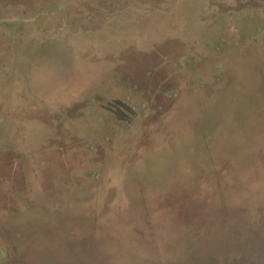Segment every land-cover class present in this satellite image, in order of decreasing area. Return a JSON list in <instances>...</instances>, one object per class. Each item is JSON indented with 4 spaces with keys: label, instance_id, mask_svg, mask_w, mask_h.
I'll use <instances>...</instances> for the list:
<instances>
[{
    "label": "rangeland",
    "instance_id": "1",
    "mask_svg": "<svg viewBox=\"0 0 264 264\" xmlns=\"http://www.w3.org/2000/svg\"><path fill=\"white\" fill-rule=\"evenodd\" d=\"M39 225L85 264H264V0H0V264Z\"/></svg>",
    "mask_w": 264,
    "mask_h": 264
},
{
    "label": "flooded vegetation",
    "instance_id": "2",
    "mask_svg": "<svg viewBox=\"0 0 264 264\" xmlns=\"http://www.w3.org/2000/svg\"><path fill=\"white\" fill-rule=\"evenodd\" d=\"M33 229H39L42 236L46 238V241L51 240L52 245L45 244V251L42 253L45 257V264H85V260L82 261L80 256L85 254L83 252H90L89 249H91V246L89 244L82 242L81 244H84L79 247V240L68 242L66 240L59 239V233L54 231L52 226L39 225L38 227L34 226ZM33 229H30L31 231L29 234L25 235L26 238L30 239L34 236ZM47 238L49 239L47 240ZM81 248L86 251L80 250ZM20 259L21 258L16 257L14 260L20 261ZM44 259L42 260L44 261ZM43 261L41 262V260H38L35 264H43ZM93 261L94 264L97 262L95 260ZM106 262L107 261L103 260V263L106 264Z\"/></svg>",
    "mask_w": 264,
    "mask_h": 264
},
{
    "label": "trees",
    "instance_id": "3",
    "mask_svg": "<svg viewBox=\"0 0 264 264\" xmlns=\"http://www.w3.org/2000/svg\"><path fill=\"white\" fill-rule=\"evenodd\" d=\"M17 2V1H16Z\"/></svg>",
    "mask_w": 264,
    "mask_h": 264
}]
</instances>
